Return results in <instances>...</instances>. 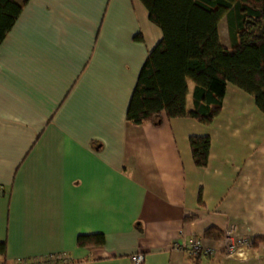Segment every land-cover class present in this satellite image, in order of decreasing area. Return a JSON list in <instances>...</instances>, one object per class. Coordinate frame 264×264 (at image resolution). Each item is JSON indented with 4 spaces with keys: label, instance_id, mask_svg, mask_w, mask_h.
Listing matches in <instances>:
<instances>
[{
    "label": "crops",
    "instance_id": "obj_1",
    "mask_svg": "<svg viewBox=\"0 0 264 264\" xmlns=\"http://www.w3.org/2000/svg\"><path fill=\"white\" fill-rule=\"evenodd\" d=\"M17 2L0 45V261L264 264V115L253 97L229 84L211 125L132 124L140 71L163 37L142 1ZM222 28L226 18L230 49ZM193 136L211 140L206 167L194 162ZM230 228L259 238L248 261L174 247L197 236L215 245ZM98 233L103 246L78 245Z\"/></svg>",
    "mask_w": 264,
    "mask_h": 264
},
{
    "label": "trees",
    "instance_id": "obj_2",
    "mask_svg": "<svg viewBox=\"0 0 264 264\" xmlns=\"http://www.w3.org/2000/svg\"><path fill=\"white\" fill-rule=\"evenodd\" d=\"M29 0H25V3ZM163 37L148 54L127 111L128 122L158 125L163 116L193 118L211 125L220 115L229 84L253 97L264 115V0H141ZM23 10L17 0H0V45ZM227 19L231 48L220 37ZM193 108H188L190 84ZM194 162L206 167L211 140L193 136ZM212 230L206 232L210 236ZM223 235H218V241ZM80 247L103 246L101 233L80 235ZM259 238H254L257 247ZM7 251L0 242V256ZM192 258H200L193 257Z\"/></svg>",
    "mask_w": 264,
    "mask_h": 264
},
{
    "label": "built area",
    "instance_id": "obj_3",
    "mask_svg": "<svg viewBox=\"0 0 264 264\" xmlns=\"http://www.w3.org/2000/svg\"><path fill=\"white\" fill-rule=\"evenodd\" d=\"M183 235V234H181ZM254 244V238L241 236L235 228L225 230L223 237L215 245H206L201 236L194 237L189 242L183 244L176 243L175 248L184 249L190 256L203 257L211 256L215 253L225 254L227 257L248 260L249 252ZM134 264H142L145 260L143 254H136L131 257ZM0 264H7L0 261ZM17 264H71V259L66 254H54L44 257L21 260Z\"/></svg>",
    "mask_w": 264,
    "mask_h": 264
},
{
    "label": "rangeland",
    "instance_id": "obj_4",
    "mask_svg": "<svg viewBox=\"0 0 264 264\" xmlns=\"http://www.w3.org/2000/svg\"><path fill=\"white\" fill-rule=\"evenodd\" d=\"M222 32H223L222 33L223 40L228 42L229 41V33H228V31L226 30V28H222ZM191 85H192V83H191ZM254 248H255V245L253 244V247H252V249L249 252V259H250V255H251V253H252ZM242 261H248V260H242Z\"/></svg>",
    "mask_w": 264,
    "mask_h": 264
}]
</instances>
